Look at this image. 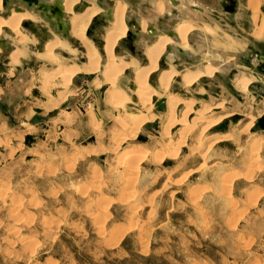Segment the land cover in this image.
Returning a JSON list of instances; mask_svg holds the SVG:
<instances>
[{
  "label": "rangeland",
  "instance_id": "1",
  "mask_svg": "<svg viewBox=\"0 0 264 264\" xmlns=\"http://www.w3.org/2000/svg\"><path fill=\"white\" fill-rule=\"evenodd\" d=\"M117 1L129 20L147 27L169 31L187 21L213 34L188 35L196 42L189 54L201 50V60L168 50L158 69L171 64L177 75L163 91L152 74L154 93L142 105L133 96V68L112 78L101 46L97 70L61 87L57 66L38 56L44 38L21 25L35 44L20 47L24 56L11 64L12 40L3 31L0 264H264V37L251 35L264 21V0H256V25L249 0L233 20L183 4L177 14L164 9L158 15L170 17L157 21L154 11L138 10L141 2L100 0L103 12L88 27L89 40H102L110 22L99 4ZM136 3L140 8H130ZM41 23L61 37L40 17ZM146 32L134 43L126 34L115 56L146 66ZM64 40L77 52H62L63 65L85 64L82 48ZM208 65L216 70L211 76L189 87L181 82L184 73ZM239 78L250 80L244 92L234 83ZM230 123L248 130L229 133ZM115 222L124 226L112 230Z\"/></svg>",
  "mask_w": 264,
  "mask_h": 264
},
{
  "label": "bare ground",
  "instance_id": "2",
  "mask_svg": "<svg viewBox=\"0 0 264 264\" xmlns=\"http://www.w3.org/2000/svg\"><path fill=\"white\" fill-rule=\"evenodd\" d=\"M12 1L13 0L4 4V0H0V36L4 34L3 31L10 34V37L12 40L11 47L13 48V50L10 52L8 56L11 61V64L17 63L18 59L24 56L22 51L20 50V47H25V46L28 47L30 45V48H32L34 47V44H35L34 39L30 38L27 35V33L23 31V29L21 28V25L24 27V23L31 22L36 28L39 29L38 35H35L33 33L35 36H40V32H42L41 29L45 30V27L43 28V26H46V24L44 25L43 24L44 22L41 23L43 25L39 24L40 17L43 18L46 22H48L51 26H55L54 20H52L53 23L46 20L42 12L40 11L35 12L33 9H28L27 7L24 6V4L20 0H18V3L20 4V6H17V5L10 6V2L12 3ZM80 1L81 0H63L62 2V8H63V14H64L63 20L66 23L67 28L69 30L68 36L70 38H64L61 33H58V31L57 33L61 35L63 39L54 33H47L46 37H44L45 41H43L40 45L42 51L38 53V56L40 58L49 59V61L51 60L53 65L57 66L58 69L53 74V76L54 78H57V77L60 78L61 85H62L61 87H67L69 83L71 82V79L73 78V76L79 73L91 74L97 70V66L100 60L98 47L101 46L102 53L108 64L107 66H105L104 70L108 71L109 74L113 72L111 75L112 78L115 75V72H118V71L124 72L130 67L133 68L132 72L134 73V76H135L134 77L135 91L133 93V96L136 99H138L142 105H145L150 100L151 94L154 93L148 81V79L150 78L152 74L158 73L159 85L163 91H167L171 80L173 79V77L177 75V71L175 67L171 64L167 65L168 67H166L163 70L158 69L159 62L164 56V54L171 48L173 49V52L174 51L177 52V48H178L182 50L183 52L187 53L189 49H192L190 47L194 43L191 40V38L188 37V35L190 36L191 34H194L195 32L202 33L204 31H206L205 33L207 32L211 33V30H209V28L206 27V25L203 28L201 27L199 29H194L192 24L187 21H181L175 25L173 30H169L173 32L174 37H170L164 34V32L167 31L165 29H162V28H160L159 30L157 29V32L154 29L155 32L153 33V35L150 36L151 38L149 39L150 41L141 44L142 54L146 58L147 65L140 66L139 64L135 63V61L133 60L130 62H123L122 59H118L115 56L114 50H115L117 42L124 39L128 32V29H131L129 26L130 20L125 15L126 5L119 1L112 3V6L110 8L111 19H110L108 28H106L103 34L102 40H98L94 38L95 39V42H94L93 38L90 40L88 39V37L90 36V34H88V32H90V30H88V27L90 26L92 21L96 22L97 21L96 17L99 16L103 12L101 8L97 7V4L98 2H100V0H83L84 7L80 5ZM45 2L48 4L52 3L50 2V0H46ZM170 2H172V0H170ZM259 4L260 3H258L256 0H249L247 2V8L248 10L252 12V19L254 20L255 25L257 24V14L259 10ZM75 6L79 7L77 11L74 10ZM163 11H164V7L158 4L157 6L158 14L162 15ZM137 26L139 27L140 31L141 29L142 31H145L147 27L146 23L144 22L140 24L141 28L138 24ZM256 26L257 27L255 28V30L254 31L252 30L251 35L253 36V38L258 40L264 37V21H261L260 24ZM212 34L213 32L211 33V35ZM138 35L139 34H137V36ZM137 36L135 37V39L137 38ZM64 39L73 40L78 46L82 48L83 50L82 55L84 59L86 60L85 64L80 65V66L73 65L71 67H65L63 65L64 59L61 55L62 52H65L68 55H74L77 52L75 48H72L70 46V43ZM134 40L132 42H134ZM2 42L6 43L5 41H2ZM228 48L227 50L230 51V49ZM116 61H118L119 64L114 65ZM162 64L163 63L161 62V65ZM209 66L210 65L204 67L203 69L196 68L194 71H191V72L188 71L184 73L181 77V82L186 87H189L195 84V82H197L200 78L205 77V76H211L213 73H215L216 70L211 68V66L210 67ZM108 80L112 81L110 76ZM234 81H235L234 83L236 84V86L240 87L239 91L247 90L248 86L250 85V80H248L247 78L246 79L239 78ZM234 115L235 113H231L228 115V118L233 117ZM228 126H229L228 127L229 133H238V132H243V131L246 132L248 130V127H239L233 124L228 125ZM163 151H166V150H163ZM6 191L9 192V189ZM122 226L120 225V223L115 222L112 225L111 229L115 230Z\"/></svg>",
  "mask_w": 264,
  "mask_h": 264
},
{
  "label": "crops",
  "instance_id": "3",
  "mask_svg": "<svg viewBox=\"0 0 264 264\" xmlns=\"http://www.w3.org/2000/svg\"><path fill=\"white\" fill-rule=\"evenodd\" d=\"M218 1H220V0H216L215 1V4ZM133 2H141L145 6V8L144 9H141L140 6H138L137 3H136L135 6L134 5L130 6V8H133V9L135 8L136 9V7H139L140 9H138V10H143L148 15H149L150 11H154V13L158 16L157 19H156V21L159 20L160 18H163V17H168V18L170 17L169 15H166V14H165V16H159L158 15V13L156 12L157 5L158 4H162L163 7H164V9H165V11L168 12V13H169V11H173L174 13L177 14L178 11L176 9H178L179 7L183 6V4H185V5L189 6V8L193 12H199V13L209 12L211 14H215L216 18H217L218 14L220 12H224L228 16L231 15V20H233V18L236 15H238L239 13H241L240 6L242 4V0H225V2L222 5V9L220 10V9L216 8V5L214 3H210L209 1H204V0H172V2H170V0H135ZM133 2H132V4H133ZM137 24L140 26L141 23L138 21ZM231 24H233V23H231ZM147 25H148V27H152L153 29H155L156 32H157V29L155 28L157 26L155 24H153V23L151 24L150 23V24H147ZM148 27H146V31H147V28ZM140 28H141V26H140ZM38 30L39 29L37 28V31ZM143 33H144V31H142V29H141V31L139 32V35L137 36V38L135 39V41L138 40V39H140L141 38L140 35L143 34ZM199 34H201V33H199ZM149 35H153V34H150L147 31L145 33V38L148 37ZM40 36H41V34H40ZM44 37H46V36H43V37L41 36V38H44ZM200 37H201V35H200ZM195 45H196V42H194V44H192V47H194ZM194 50L195 51H198V48H197V50L196 49H194ZM131 51L134 52V48L133 47L131 48ZM177 52H178L177 54H179V55L181 54L180 56L182 58H184L186 61H193L194 59L201 60V58H202L201 55L203 54V52L201 50H199L198 52H195V53L193 52L194 54H196L195 56H193L194 54H190L189 55L188 52L187 53H185V52H183V53L179 52V49L178 48H177ZM197 55H199V56H197ZM173 61H177V60L172 59V62ZM164 63H165V61H164ZM173 64L175 66H181L180 62H178V63H175L174 62ZM222 69L226 72V71L229 70V67L224 66V68H222ZM93 141H94V138H91L90 139V142H93Z\"/></svg>",
  "mask_w": 264,
  "mask_h": 264
},
{
  "label": "water",
  "instance_id": "4",
  "mask_svg": "<svg viewBox=\"0 0 264 264\" xmlns=\"http://www.w3.org/2000/svg\"><path fill=\"white\" fill-rule=\"evenodd\" d=\"M9 1H11V0H4V4H6ZM20 1L28 9H33L35 12H38V11L42 12L44 14V18L46 20H48L50 22H52V20H54V22H55L54 25H55V28L57 29V31L59 33H61L64 38H70L66 32L67 31V25L63 20V18H64L63 8H62L63 0H54L50 4L46 3L45 2L46 0H20ZM99 5L105 9H107V18L110 20L111 19L110 8H107V6L105 4H102V3H100ZM78 8H79L78 6H75L74 10L77 11ZM129 26L132 29V31L127 32V38L131 42L132 40L135 39L137 34H139L140 29L137 26V23L135 20H130ZM24 27L25 28H28V27L31 28V32L34 33L35 35H38L37 28L31 22L24 23ZM41 31L44 32L45 30L41 29ZM147 31L150 34H153L155 32V30L152 27H148ZM88 34H90V32H88ZM164 34H166L167 36H170V37H174V34L172 31H165ZM93 41L95 42L94 38H93ZM0 46L4 50L6 49L5 43L2 41L0 42ZM179 52L183 53V51L180 49H179Z\"/></svg>",
  "mask_w": 264,
  "mask_h": 264
},
{
  "label": "flooded vegetation",
  "instance_id": "5",
  "mask_svg": "<svg viewBox=\"0 0 264 264\" xmlns=\"http://www.w3.org/2000/svg\"><path fill=\"white\" fill-rule=\"evenodd\" d=\"M26 7V6H25ZM54 24H55V22H54ZM52 28H54L55 30H57L56 28H55V26H52ZM47 33H50V32H48V31H44V32H40V34H41V36L43 37V36H46L47 35ZM133 41V40H132ZM131 41V42H132ZM135 41V40H134ZM133 43V42H132Z\"/></svg>",
  "mask_w": 264,
  "mask_h": 264
}]
</instances>
